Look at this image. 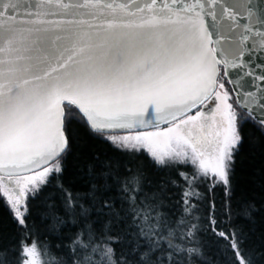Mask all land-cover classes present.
<instances>
[{"label": "snow or ice", "instance_id": "snow-or-ice-1", "mask_svg": "<svg viewBox=\"0 0 264 264\" xmlns=\"http://www.w3.org/2000/svg\"><path fill=\"white\" fill-rule=\"evenodd\" d=\"M22 2L0 0V207L12 221L27 229L29 202L54 188L84 229L56 264H214L213 246L224 264H259L264 247L248 241L264 201L242 196L233 217L232 174L245 126L264 142V0H57L63 14ZM79 129L161 170L193 167L191 189L223 187L228 222L214 203L196 217L207 196L194 190L169 206L172 180L149 183L107 154L77 165L83 192L70 193L62 162ZM178 217L197 223L181 234ZM2 240L0 264H36L30 237Z\"/></svg>", "mask_w": 264, "mask_h": 264}, {"label": "trees", "instance_id": "trees-1", "mask_svg": "<svg viewBox=\"0 0 264 264\" xmlns=\"http://www.w3.org/2000/svg\"><path fill=\"white\" fill-rule=\"evenodd\" d=\"M245 132L248 139L245 140L243 146L240 148L238 155L235 159L234 172L232 174V184L236 190V195L232 201L233 204V217L236 215V205L242 196L255 197L257 201H264V142L253 138L255 129L249 124L245 126ZM76 144L73 148L72 155L68 156L63 161V166L66 168L64 180V187L73 194H80L83 192V184L78 180L72 179L77 171V165L83 163L87 158H90L93 153L107 154L115 159L127 161L133 159L135 164L142 166L145 169V175L149 183L155 184L170 179L174 183L171 185V190L168 195L172 197L169 206L176 205L179 210V201L184 191H196L199 196H207V199L198 205L200 211L195 213L196 217H205L209 213L208 204H215V217L216 219L228 222V218L224 216V206L227 203L225 191L223 187H216L214 191H208L211 185L206 187H199L195 189L190 188L191 179L193 177V169L191 166L185 165L176 168L159 169L155 167L150 159L145 154H137L135 157H129L124 152H117L115 148L107 141L98 139L97 137L87 134L83 129L76 132ZM259 136V133H256ZM132 165L133 167L135 166ZM180 173L189 177V184H185L181 179ZM55 192L54 188H49L38 199L29 202L30 214L27 218V229L18 227L9 215L7 209L0 207V234H2V242L5 245L12 244L13 241L25 240L30 237L28 241L37 243L38 259L40 264H56L58 260L64 258V253L58 250L61 243L66 246H71L72 241L65 237H73L77 232H82L83 227H73L75 220L71 215H66L62 206L59 192H56L57 198L55 200L49 199L48 196ZM83 203V201H81ZM54 205V206H53ZM95 217L88 221V224H93ZM178 220H184L188 224V228L177 229L181 234L187 232L192 228V225L197 223L196 219H187L178 217ZM79 223V221H76ZM240 223L248 225L245 221L241 220ZM203 227H207L203 223ZM97 227L93 224V228ZM253 233L250 236L248 245L256 247H264V217L258 216L257 223L253 226ZM65 238L63 240L59 239ZM83 239V237H81ZM169 239H171L169 237ZM175 242V241H173ZM99 244V242H97ZM115 248L117 254L120 252L119 245H108ZM181 247H191V244H181ZM220 249L224 248V242L219 245ZM210 255L208 259H213L215 256L214 264H224L217 248L213 246L209 249ZM93 259L99 260L95 254L89 253ZM115 259V257H113ZM259 264H264V258Z\"/></svg>", "mask_w": 264, "mask_h": 264}, {"label": "water", "instance_id": "water-1", "mask_svg": "<svg viewBox=\"0 0 264 264\" xmlns=\"http://www.w3.org/2000/svg\"><path fill=\"white\" fill-rule=\"evenodd\" d=\"M36 2L39 3L40 0H36ZM72 2L73 3H76V2H78V0H72ZM114 2L119 3L120 0H114ZM42 9L44 11H50V12H53V13H61V14H63L65 12L64 9L58 7L57 0H53V2H52L51 5H48L47 3H44L42 5ZM25 10H28V11L34 10L32 8H28V6H27V0H23V2L20 5V11H25ZM161 127H163V125H161ZM117 134H121V133H117Z\"/></svg>", "mask_w": 264, "mask_h": 264}, {"label": "rangeland", "instance_id": "rangeland-1", "mask_svg": "<svg viewBox=\"0 0 264 264\" xmlns=\"http://www.w3.org/2000/svg\"><path fill=\"white\" fill-rule=\"evenodd\" d=\"M179 150H182V149H179ZM193 169V172L195 171L193 167H191ZM33 259H35L36 261V264H40L39 263V259H38V255L36 257H34Z\"/></svg>", "mask_w": 264, "mask_h": 264}]
</instances>
